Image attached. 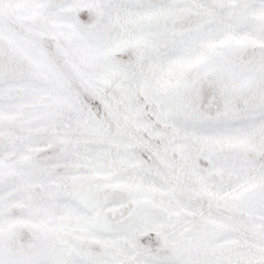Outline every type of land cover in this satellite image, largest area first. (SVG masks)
<instances>
[{
  "label": "snow or ice",
  "instance_id": "1",
  "mask_svg": "<svg viewBox=\"0 0 264 264\" xmlns=\"http://www.w3.org/2000/svg\"><path fill=\"white\" fill-rule=\"evenodd\" d=\"M0 264H264V0H0Z\"/></svg>",
  "mask_w": 264,
  "mask_h": 264
}]
</instances>
